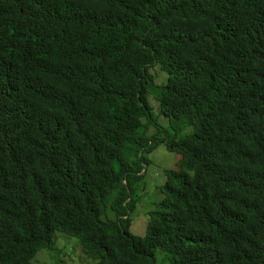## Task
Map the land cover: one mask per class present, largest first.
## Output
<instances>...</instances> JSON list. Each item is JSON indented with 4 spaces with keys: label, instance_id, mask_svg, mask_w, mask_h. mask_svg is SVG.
Here are the masks:
<instances>
[{
    "label": "trees",
    "instance_id": "trees-1",
    "mask_svg": "<svg viewBox=\"0 0 264 264\" xmlns=\"http://www.w3.org/2000/svg\"><path fill=\"white\" fill-rule=\"evenodd\" d=\"M158 114L192 130L134 235ZM56 233L96 264H264V0H0V264Z\"/></svg>",
    "mask_w": 264,
    "mask_h": 264
},
{
    "label": "rangeland",
    "instance_id": "rangeland-1",
    "mask_svg": "<svg viewBox=\"0 0 264 264\" xmlns=\"http://www.w3.org/2000/svg\"><path fill=\"white\" fill-rule=\"evenodd\" d=\"M153 75L154 85L163 82L166 73L158 66L149 69ZM153 89L150 88V92ZM151 104L154 113H158L159 101L151 96ZM192 127L171 123V120L164 115L154 117L153 123L149 124V134L160 143L147 153L148 162L144 164L142 177L134 183L133 193L130 199L135 200L134 209L128 214L130 217L129 231L131 234L143 236L146 234L147 216L155 209L157 203L161 201V186L164 182V171L174 169L178 162V155L174 151L165 148L163 142L172 139L175 135H185ZM113 197L110 198V202ZM108 217L116 218L115 211L108 207ZM107 218V216H104ZM98 257L90 254L83 248L80 242L64 233H56L51 250H39L30 264H96ZM155 264H171L166 253L159 249L155 253Z\"/></svg>",
    "mask_w": 264,
    "mask_h": 264
}]
</instances>
